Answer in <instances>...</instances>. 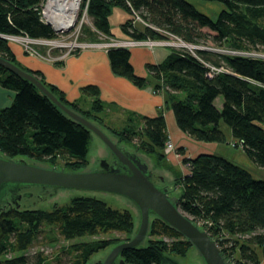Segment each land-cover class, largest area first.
Instances as JSON below:
<instances>
[{"label":"trees","instance_id":"16d2710c","mask_svg":"<svg viewBox=\"0 0 264 264\" xmlns=\"http://www.w3.org/2000/svg\"><path fill=\"white\" fill-rule=\"evenodd\" d=\"M39 1L0 0V35L55 37L53 29L40 21L34 10ZM206 1L223 3L216 19L187 0H89L87 14L91 25H83L80 39L115 38L109 15L113 6L121 5L130 15L119 25L126 39L165 40L166 34H172L185 43L198 45L194 54L170 47L161 62L145 65V77L134 72L128 48L109 47L106 56L115 76L138 88L150 87L154 93H161L164 109L172 111L177 128L186 136L200 142L225 143L228 139L220 125L223 121L229 128L231 145L240 148L257 168L264 169V58L200 47L212 42L239 52H264V0ZM136 15L144 24L135 22ZM10 44L0 36L2 58L33 73L63 104L86 117L118 145L127 143L135 153L149 155L153 170L171 174L169 192L174 187L181 189L179 196L171 200L207 231L226 262L262 264L264 177L255 178L215 153L186 157L184 148L179 146L175 152L186 167L181 172L166 158L164 149L169 139L162 108L152 117L122 111L102 101L95 85H85L80 88V96L88 97L90 103L88 109H83L80 99L67 100L61 90L45 81L42 73L23 67ZM205 62L227 70L208 77ZM54 63L61 65L62 61ZM0 87L14 93L10 105L0 107L1 154L66 171H81L87 165L91 131L63 113L32 83L1 66ZM218 97L220 106L215 103ZM110 109L122 113L120 125L108 123ZM155 177L164 183V179ZM21 200L19 207L8 205L0 210V264H48L43 251L32 255L26 252L43 232L47 243L55 241L51 235L54 231L63 240L94 237L61 247L65 264H86L94 253L129 240L134 234L135 224L128 210L113 208L93 195H75L47 209H22ZM190 247L193 245L179 231L150 215L142 242L136 248L121 251L119 259L123 264H178L172 257L184 256ZM8 253L13 255L4 257Z\"/></svg>","mask_w":264,"mask_h":264},{"label":"water","instance_id":"95a60500","mask_svg":"<svg viewBox=\"0 0 264 264\" xmlns=\"http://www.w3.org/2000/svg\"><path fill=\"white\" fill-rule=\"evenodd\" d=\"M0 66L32 83L63 113L91 131L98 144L97 152L87 157L89 164L76 172L56 167L47 168L43 166H49L48 164L40 166L33 164L30 159L7 158L0 153V198L4 199L9 194L8 202L19 207L18 200L24 196L20 201V208L34 209L45 201L58 199L69 192L97 197L112 196L120 204L129 207L134 212L133 236L107 248L104 253H96L86 264H123V260L119 259L121 251L136 248L142 242L147 233L150 215L175 228L193 245L196 264H229L223 259L219 247L207 231L194 223L170 199L168 187L171 185L168 184L172 178L160 169L153 170L148 156L135 153V150L125 144L118 145L86 117L63 104L30 71L23 70L1 56ZM111 157L113 159L108 162ZM152 174L157 175L160 180L164 179V185L155 183ZM21 190H26L27 193L22 194ZM3 209L5 206L0 208Z\"/></svg>","mask_w":264,"mask_h":264},{"label":"crops","instance_id":"0c3cea01","mask_svg":"<svg viewBox=\"0 0 264 264\" xmlns=\"http://www.w3.org/2000/svg\"><path fill=\"white\" fill-rule=\"evenodd\" d=\"M112 17L113 19L115 18V22ZM128 17L130 15L125 7L121 5L112 7L109 23L115 39H126L121 34L119 25ZM149 44L152 45L141 42L128 48L130 51V64L138 76H147L148 72L145 65L147 63L157 64L161 62L170 52V47L167 45ZM10 48L15 59L23 67L42 73L45 81L61 90L67 100L80 99V102L84 101L87 97L80 96V88L85 85H95L99 89V96L102 101L115 105L122 111H131L139 115L152 117L162 108L168 142H171L175 148L182 146L186 157H193L199 153H218L216 151L220 148L219 144L221 143L192 140L177 128L172 111L163 107L164 98L161 93H154L150 87L138 88L125 78L115 76L109 67L106 56L107 49H86L75 55L67 56L61 65H56L48 60L27 55L23 52L20 45L16 43H11ZM13 95L12 91L0 87V107L9 106ZM108 116L111 119L118 118L120 121L119 125L122 123L121 112L110 109ZM225 134L228 141H231L230 133L225 132ZM173 153H166L167 159L169 160L170 158L169 162L181 172H184L183 167L185 166L181 163V159L178 158L180 156L177 157ZM257 170H261L260 175L263 178L264 169L257 168ZM170 177L172 178L171 174Z\"/></svg>","mask_w":264,"mask_h":264},{"label":"built area","instance_id":"2783aa9c","mask_svg":"<svg viewBox=\"0 0 264 264\" xmlns=\"http://www.w3.org/2000/svg\"><path fill=\"white\" fill-rule=\"evenodd\" d=\"M89 0H40L35 6L34 10L37 12L39 20L49 25L55 37L51 38H33L26 33L19 34H2L4 39L10 43L20 45L23 52L40 59L48 60L49 62L63 61L67 56L75 55L86 49L101 48L107 49L109 47H124L131 46L144 42L148 45L151 43L167 45L169 47L184 48L194 54L191 48L196 47L192 44L185 43L178 37L166 34L168 37L161 42H154L150 40L132 41L128 39L109 38L102 41H88L81 40L83 25L87 23L91 25L89 16L87 14ZM135 22H144L136 15ZM105 38V37H103ZM254 51L233 53L238 55H247L255 57ZM231 53V52H230ZM208 67L207 76L212 77L214 74L227 69L224 66H214L205 62ZM166 149H174L171 142L166 144Z\"/></svg>","mask_w":264,"mask_h":264},{"label":"rangeland","instance_id":"374dc122","mask_svg":"<svg viewBox=\"0 0 264 264\" xmlns=\"http://www.w3.org/2000/svg\"><path fill=\"white\" fill-rule=\"evenodd\" d=\"M187 1L192 3L197 8V10H199L200 12L206 14L211 19H216V17L218 15V13L220 12V10L224 8L223 3L218 2V1H206V0H187ZM113 17H112V20L114 21L115 18L113 19ZM87 25H89V24L87 23ZM157 41H163V40H157ZM195 46L196 47L191 48V49L194 50V49L199 48L198 45H195ZM200 47L201 48H206V49H212L213 51L219 52V53H226V54L235 55V53H233L234 50L226 49L225 47L215 46L214 44H212V42L211 43L207 42L206 44H204V45H202ZM253 54L257 58H264V52H262V49L253 52ZM84 98H86V97H84ZM89 103H90V99L87 97L84 101L82 100L80 102V106L83 109H88L89 108ZM215 103H216L217 106H220L221 97H218V99L215 100ZM107 121H108V123H114L116 125H119V123H120L118 118L111 119L110 116L107 117ZM220 125H221V128L224 130V132L229 134V128L225 125V123L223 121H220ZM122 144H125L126 146L130 147L131 149H133L130 144H127V143H122ZM219 145H220V148L216 151L218 153H215V154H218V155L221 154V156H224L226 159H228V160L232 161L233 163L239 165L240 167L248 170L252 174V176H254L255 178H261V175H260L261 170H257V166L242 152V150L240 148L233 147L231 145L230 141H228V140H227V142L221 143ZM97 148H98L97 140L95 138V135H92V137L90 139V142H89V149H88L87 157L90 154H95L97 152ZM164 151L167 154L169 152L170 153L174 152L173 154H175L177 157L180 156L179 154H177L175 152V146H174V149L173 148L172 149H166L165 148ZM144 155H146V154H144ZM146 156H148V161L150 162L151 167H153L152 163H151L152 162V158L149 155H146ZM178 158L181 159L182 157L180 156ZM25 159H28V158H25ZM169 160H170V158H169ZM87 164H89V162H87ZM178 164H179V162H178ZM156 170H159V169H156ZM162 171H164V170H162ZM183 171L184 172L186 171L185 167H183ZM164 172H166V171H164ZM166 173L170 177V173H168V172H166ZM168 185H170V183ZM180 191H181L180 188H176L175 187L173 190H171L169 192V195L171 196L172 199L177 198L179 196ZM75 195H81V194L69 193L68 192V193L62 195L61 197H59L58 199H55V200H52V201H45L38 208L47 209L53 203H65L70 197L75 196ZM99 198L104 200L109 206H111L113 208L128 210L132 214L133 220H134V212L129 207H126V206L120 204L115 199V197L110 196V197H99ZM45 229H47V228H45ZM44 235H45V232L40 233L39 237L37 238V240L34 241V243L31 245V247L26 252H27V254L32 255L33 253H35L37 251H43V253L48 258L47 259L48 260V264H65L66 255L62 253V251H61L62 248L61 247H66V246H68L70 243H72L74 241L87 240V239L94 238V237H90V236H83V237H79V238H74L72 240H63L61 238V236L56 235V233L54 231V234H51V235H53L55 237V241L47 243V239L43 237ZM143 245H144V243H143ZM106 249L107 248H105L103 250H100L97 253H104V251ZM95 254L96 253H94L92 256H94ZM12 255H13L12 253H8L4 257H9V256H12ZM194 255H195L194 247H190L188 249L187 253L184 256H180V257L173 256L172 259L176 260V262L178 264H196V260L193 259ZM2 258H3V255H0V259H2ZM262 264H264V258L262 259Z\"/></svg>","mask_w":264,"mask_h":264},{"label":"flooded vegetation","instance_id":"af4514ba","mask_svg":"<svg viewBox=\"0 0 264 264\" xmlns=\"http://www.w3.org/2000/svg\"><path fill=\"white\" fill-rule=\"evenodd\" d=\"M5 157V156H4ZM16 159H19V158H16ZM113 159V157H111V159L110 160H107L108 162H111V160ZM106 160V159H105ZM157 178L155 177V174H152V180L155 182V183H157L158 185H163V184H161V183H159V181H157L156 180ZM20 193H27V191L26 190H21V192ZM9 195V194H8ZM5 196L4 197V199H2V198H0V208L1 207H3V206H5V208L8 206V205H14V204H11V203H9L8 202V200H9V196ZM11 196H13V194L11 195ZM22 197H24V196H21V198ZM21 198H20V200H21Z\"/></svg>","mask_w":264,"mask_h":264},{"label":"bare ground","instance_id":"6f19581e","mask_svg":"<svg viewBox=\"0 0 264 264\" xmlns=\"http://www.w3.org/2000/svg\"><path fill=\"white\" fill-rule=\"evenodd\" d=\"M83 31V30H82ZM100 33V32H99ZM150 41H153V40H150ZM151 43V42H150ZM93 49H101V48H93ZM159 80V79H158ZM160 81V80H159ZM124 115V114H123ZM127 117H129V116H127ZM132 118V117H131ZM123 119V118H122ZM126 119V118H125ZM129 120H131L130 119V117L128 118ZM139 119V118H138ZM137 120V119H136ZM140 121V120H139Z\"/></svg>","mask_w":264,"mask_h":264}]
</instances>
